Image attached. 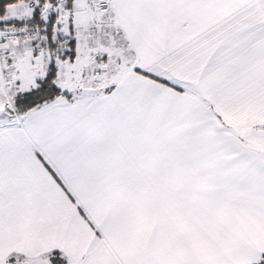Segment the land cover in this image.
Wrapping results in <instances>:
<instances>
[{
	"label": "snow or ice",
	"instance_id": "obj_1",
	"mask_svg": "<svg viewBox=\"0 0 264 264\" xmlns=\"http://www.w3.org/2000/svg\"><path fill=\"white\" fill-rule=\"evenodd\" d=\"M0 264H264V0H0Z\"/></svg>",
	"mask_w": 264,
	"mask_h": 264
}]
</instances>
